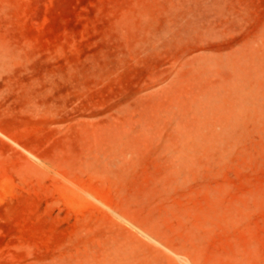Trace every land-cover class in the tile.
<instances>
[{
    "label": "rangeland",
    "instance_id": "374dc122",
    "mask_svg": "<svg viewBox=\"0 0 264 264\" xmlns=\"http://www.w3.org/2000/svg\"><path fill=\"white\" fill-rule=\"evenodd\" d=\"M0 264H264V0H0Z\"/></svg>",
    "mask_w": 264,
    "mask_h": 264
}]
</instances>
